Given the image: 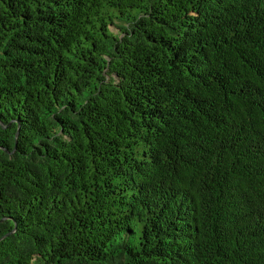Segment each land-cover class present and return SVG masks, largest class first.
<instances>
[{
  "label": "trees",
  "instance_id": "obj_1",
  "mask_svg": "<svg viewBox=\"0 0 264 264\" xmlns=\"http://www.w3.org/2000/svg\"><path fill=\"white\" fill-rule=\"evenodd\" d=\"M0 264H264V0H0Z\"/></svg>",
  "mask_w": 264,
  "mask_h": 264
}]
</instances>
